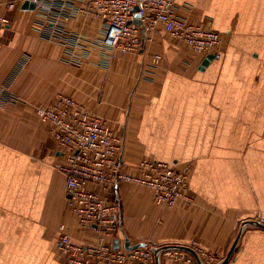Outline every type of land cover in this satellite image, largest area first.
<instances>
[{
	"label": "crops",
	"instance_id": "crops-1",
	"mask_svg": "<svg viewBox=\"0 0 264 264\" xmlns=\"http://www.w3.org/2000/svg\"><path fill=\"white\" fill-rule=\"evenodd\" d=\"M0 1V264H62L61 222L73 242H97L66 205L54 142L34 112L60 92L122 136L126 172L146 158L188 174L189 200L172 206L145 185L118 184L133 241L222 255L242 220L264 219V0H175L178 15L219 32L220 56L206 65L161 28L139 51L109 56L102 22L79 2L59 15ZM226 264H264V230L248 226Z\"/></svg>",
	"mask_w": 264,
	"mask_h": 264
},
{
	"label": "built area",
	"instance_id": "built-area-1",
	"mask_svg": "<svg viewBox=\"0 0 264 264\" xmlns=\"http://www.w3.org/2000/svg\"><path fill=\"white\" fill-rule=\"evenodd\" d=\"M23 1L9 0L6 6L12 9ZM33 1L35 8L47 13L56 10L59 15L70 9L72 2H79L80 11L102 22L104 32L98 43L109 56L116 49L139 51L144 36L157 28L180 39L194 52L220 56L219 32L178 15L175 0ZM6 21L0 16V24ZM48 32L49 37L57 34L55 28ZM34 112L48 126L47 134L54 142L58 154L55 166L65 177L67 207L80 227L93 228L97 234L94 244L73 242L68 226L59 223L55 246L62 264H154L151 242L130 249L112 247L113 238L120 234L121 221L116 188L122 181L142 184L151 189L156 204L172 206L181 199L189 200L188 174L165 161L146 158L135 165L136 173L126 172L121 159L122 136L72 95L57 93L35 106ZM194 250L205 264H215L224 256L201 248ZM162 255L170 259V264H198L182 249H166Z\"/></svg>",
	"mask_w": 264,
	"mask_h": 264
},
{
	"label": "water",
	"instance_id": "water-1",
	"mask_svg": "<svg viewBox=\"0 0 264 264\" xmlns=\"http://www.w3.org/2000/svg\"><path fill=\"white\" fill-rule=\"evenodd\" d=\"M36 5V2L33 0H25L21 4V8H29V9H34ZM134 10H137L136 8ZM135 22L138 24H141L139 19H135ZM214 58L213 54H208L205 56L202 65H206L210 60ZM248 226H254L256 228L264 230V222L262 220L256 219V218H248L244 219L240 222L238 230L231 240V242L228 245V248L223 256V258L218 261L215 264H226L228 261L231 260V258L234 255L235 249L239 244V241L241 239V236L244 232V230ZM120 234L119 236L113 238L112 240V247L113 248H118L119 246H123L124 248L130 249L136 246H141V245H146L145 241H140V242H135L131 238L127 236L125 232H123L122 226H121V221H120ZM171 248H176V249H182L187 252H189L193 257L196 259L198 264H205L202 259L200 258L199 254L194 250V248L183 245V244H161V245H152L151 250L153 252V259H154V264H161L162 261V252L166 249H171Z\"/></svg>",
	"mask_w": 264,
	"mask_h": 264
},
{
	"label": "rangeland",
	"instance_id": "rangeland-1",
	"mask_svg": "<svg viewBox=\"0 0 264 264\" xmlns=\"http://www.w3.org/2000/svg\"><path fill=\"white\" fill-rule=\"evenodd\" d=\"M35 9H37V8H35ZM91 17H92V16H91ZM100 38H101V37L99 36L98 40H100ZM92 42H93V41L90 40V43H92ZM47 135H48V134H47ZM56 153H57V152H56ZM57 155H58V154H57ZM139 162H140V161H139ZM139 162H138V163H139ZM138 163H137V164H138ZM55 165H56V164H55ZM55 167H56V166H55ZM133 183H134V182H133ZM136 184H137V183H136ZM141 185H142V184H141ZM120 205H121V204H120ZM120 217H121V215H120ZM262 220H264V219H262ZM120 232H121V231H120ZM120 232H119V233H120ZM145 242H148V241H145ZM152 244H153V243H152ZM153 245H156V244H153ZM190 247H192V246H190ZM192 248H193V247H192ZM203 249H204V248H203ZM184 251H185V250H184ZM185 252H187V251H185ZM188 253H189V252H188ZM189 254H190V253H189ZM224 254H225V253H224ZM222 255H223V254H222ZM192 256H193V255H192Z\"/></svg>",
	"mask_w": 264,
	"mask_h": 264
},
{
	"label": "trees",
	"instance_id": "trees-1",
	"mask_svg": "<svg viewBox=\"0 0 264 264\" xmlns=\"http://www.w3.org/2000/svg\"><path fill=\"white\" fill-rule=\"evenodd\" d=\"M115 196L117 197V195L115 194ZM118 198V197H117ZM121 208V207H120Z\"/></svg>",
	"mask_w": 264,
	"mask_h": 264
}]
</instances>
